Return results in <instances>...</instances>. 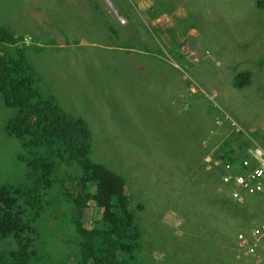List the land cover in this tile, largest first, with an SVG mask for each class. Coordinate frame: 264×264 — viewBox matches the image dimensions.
<instances>
[{
	"label": "rangeland",
	"instance_id": "374dc122",
	"mask_svg": "<svg viewBox=\"0 0 264 264\" xmlns=\"http://www.w3.org/2000/svg\"><path fill=\"white\" fill-rule=\"evenodd\" d=\"M0 26L24 34L39 94L85 122L91 160L124 180L131 210L143 204L134 264H264L238 246L232 222L225 246L221 223L203 218L196 164L198 143L226 132L264 148V0H0ZM14 114L0 95V190L32 186L22 141L4 130ZM72 171L62 167L41 209L26 213L27 264H81L60 195L74 190ZM100 212L89 202L84 226ZM17 248L0 239V252Z\"/></svg>",
	"mask_w": 264,
	"mask_h": 264
},
{
	"label": "trees",
	"instance_id": "16d2710c",
	"mask_svg": "<svg viewBox=\"0 0 264 264\" xmlns=\"http://www.w3.org/2000/svg\"><path fill=\"white\" fill-rule=\"evenodd\" d=\"M257 5L261 7L263 4L258 2ZM24 38V34H14L0 26V95L6 106L15 108V114L6 122L4 130L22 141L33 175L31 187L18 185L0 190V239L12 237L18 243L14 251L0 252V264H27L29 257L22 243L24 226L29 225L26 213L32 215L41 209L37 203H42L43 195H48L60 183L58 173L62 167L73 168L68 175L72 177L74 190L66 191L63 186L60 195L71 210L72 215L65 213L70 216V226L76 234L79 262L134 264V251L140 238L135 214L142 210L143 204L138 203L131 210L124 180L91 160V137L85 122L68 116L51 98L39 94L35 87L36 74L22 52ZM245 77L246 72L237 73L234 86H244ZM240 134L235 136L226 132L216 141L209 139L206 141L207 149L202 142L198 143V147H202V161L199 156L196 164L200 167L197 169L206 180L201 199L205 205L203 218H214L221 223L218 229L223 238L221 244L225 246L231 241L225 234L231 230L228 223L232 222V227L236 228L233 231L239 230V233L256 226L254 221L257 218L262 217L261 223H264L263 194L252 195L254 198H249L250 202L246 200L247 196L239 204L229 195L231 187L225 185L228 189L221 183L223 164H237L246 157L250 143L245 141V135ZM209 149H213L208 154L211 161L206 163L204 158ZM193 171L198 174L194 168ZM89 202L101 209L91 228L85 227L82 221L83 209ZM49 203H45L47 207ZM212 204L214 209L209 207ZM173 212L178 215L177 210ZM24 217L28 223L24 222ZM59 217L62 218L61 215ZM203 218L198 219L205 221ZM52 222L50 220L46 224Z\"/></svg>",
	"mask_w": 264,
	"mask_h": 264
},
{
	"label": "built area",
	"instance_id": "2783aa9c",
	"mask_svg": "<svg viewBox=\"0 0 264 264\" xmlns=\"http://www.w3.org/2000/svg\"><path fill=\"white\" fill-rule=\"evenodd\" d=\"M246 157L237 164H223L221 183L231 187L230 196L242 204L247 196L264 195V148L249 137ZM208 162V159H206ZM238 246L264 263V223L236 235Z\"/></svg>",
	"mask_w": 264,
	"mask_h": 264
}]
</instances>
